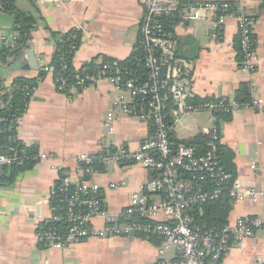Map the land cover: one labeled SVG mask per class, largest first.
Wrapping results in <instances>:
<instances>
[{
  "label": "crops",
  "instance_id": "obj_1",
  "mask_svg": "<svg viewBox=\"0 0 264 264\" xmlns=\"http://www.w3.org/2000/svg\"><path fill=\"white\" fill-rule=\"evenodd\" d=\"M184 2L186 0H174ZM197 3L225 0H190ZM16 7L36 20L29 48L18 57L0 62V97L12 89L17 78L34 79L50 63L53 44L49 32H81V43L74 52L72 66L81 68L92 60H127L138 40L145 16L144 0H15ZM237 11L251 17L255 40L253 71L238 64L237 22L234 16L223 24L213 17L177 23L171 31L176 39L175 55L188 66V87L192 101L234 99L243 85L253 89L264 102V0H234ZM13 30V18L0 9V34ZM36 57L33 70L27 53ZM120 94L104 80L94 81L71 94L59 93L52 73L38 83L24 114L16 123V139L36 150L32 168L19 173L12 183L0 186V264H157L161 241L128 237L90 239L61 252L38 241V230L45 227L51 212L49 193L65 173L74 184L81 181L76 158L112 148L135 151L149 138L150 127L120 111L114 103ZM128 100L127 95H123ZM112 112L113 133L108 136L104 121ZM212 122L207 112L187 114L174 128L172 141L188 142L208 137ZM219 144L233 156L236 177L247 187L264 191V109L236 111L218 120ZM46 156L44 159L40 156ZM252 167L254 169L252 170ZM2 171H0L1 175ZM151 172L134 164L99 167L92 177L104 208L118 216L129 205L131 195L140 191ZM114 187H111V186ZM260 203H231L227 223L240 217H262ZM101 228V222H94ZM264 254V235L257 231L241 250L228 251L222 264H248ZM176 257V250L166 258Z\"/></svg>",
  "mask_w": 264,
  "mask_h": 264
},
{
  "label": "built area",
  "instance_id": "obj_2",
  "mask_svg": "<svg viewBox=\"0 0 264 264\" xmlns=\"http://www.w3.org/2000/svg\"><path fill=\"white\" fill-rule=\"evenodd\" d=\"M233 4L234 0L205 3L144 0L146 12L133 50L140 52L141 58L137 63L143 66L144 77L132 76L115 60L105 63L96 59L79 69L73 68L79 74L75 77L76 86L70 87L68 94L86 88L85 80L91 84L104 80L120 94L114 107L119 108L122 114L148 124L151 133L135 151L119 147L78 156L76 162L81 181L73 184L65 173L60 175L49 193L46 203L51 215L45 227L38 230V241L54 250L69 252L90 239L128 237L133 233L161 241L157 264H222L228 251L243 249L246 241L253 238L257 231H262L264 235V191L247 187L236 180L227 190L231 203H260L263 216L240 217L219 229L193 226L190 208L218 201L231 177L219 166L217 158L219 116L246 109L263 110L264 102L254 96L249 86L247 102L240 103L234 99L192 101L187 82L188 66L176 57L175 36L160 21L172 15L182 22L213 17L216 24L221 25L226 18L234 16L242 58L240 67L251 72L254 70V20L242 13L231 14ZM17 37L14 30L1 33L0 47L13 48ZM76 49L72 48L74 52ZM90 63L92 67L84 68ZM65 68L63 65L62 69ZM44 71L51 73L47 65ZM57 82L58 92L66 94V83L62 79ZM25 90L30 100L35 89L25 87ZM123 95L128 96L127 101ZM194 112H207L212 122L207 150L203 154L195 147L178 144L171 139L182 118ZM113 118L110 112L103 124L108 136L113 133ZM45 157L40 156L42 159ZM21 162L15 154L2 153L0 145V171L20 166ZM122 164H134L156 175L146 180L139 192L131 195L129 205L121 214L114 216L104 208L103 197L92 183V177L99 167ZM96 220L101 222V228L94 226ZM63 224L65 228L61 227ZM171 249L176 250V257L168 259L166 253ZM248 264H264V254L255 256Z\"/></svg>",
  "mask_w": 264,
  "mask_h": 264
},
{
  "label": "trees",
  "instance_id": "obj_3",
  "mask_svg": "<svg viewBox=\"0 0 264 264\" xmlns=\"http://www.w3.org/2000/svg\"><path fill=\"white\" fill-rule=\"evenodd\" d=\"M188 1V0H186ZM0 9L2 12L9 14L13 18V30L17 33V39L13 48L0 47V62L7 61L8 58L14 59L18 57L23 51L29 48V42L31 40V32L36 26V20L29 13H24L16 7L15 0H0ZM231 14H237V8L235 4L232 5ZM251 18V17H250ZM254 19V18H253ZM162 25L167 31H171L173 26L177 23L175 15L163 17L160 19ZM50 39L55 48L52 54L50 63L47 65L51 69L55 85L58 86V80H63L66 83L64 93L68 94L70 87L76 86V73L72 66V58L74 55L73 47L78 48L81 43V32L77 29H72L66 33L49 32ZM254 38V37H253ZM236 47L238 52V64L240 65L242 58L239 51L238 40H236ZM141 58L140 52L135 51L131 56L124 61H118L119 65L126 68V70L132 73V76L144 77L145 71L143 66L137 63V60ZM105 63H110L113 60L103 59ZM65 65L66 68L62 69ZM93 64L90 63L84 68H90ZM46 72L44 69L40 70L38 76L34 79L17 78L12 83V89L0 97V145L1 152L7 155L15 154L20 159V166H13L11 168H5L0 175V186L8 185L13 182L14 178L24 171L29 170L34 165L36 157V150L31 149L23 145L16 139V123L18 119L24 114L26 110L29 97L27 96V90L36 89L38 83L45 77ZM91 82L85 80L84 85L89 86ZM237 102H247L249 100L248 86L243 85L237 96L234 98ZM198 102V101H194ZM229 118V115L219 116V119ZM208 137L198 136L188 142H179L178 144H184L186 146L195 147L196 150L203 154L206 150V142ZM174 142V141H173ZM176 143V142H175ZM217 158L219 166H221L231 177L223 187L224 192L221 198L216 202H210L204 205L190 208L189 212L193 217V226L199 229H219L227 224L228 214L231 211V201L228 197L227 190L230 188L232 182L235 180L236 172L233 163L234 156L225 147L218 144ZM98 170V168H97ZM156 174L151 173L152 177ZM55 227L48 225V227ZM65 228L66 225H62ZM144 238V237H142Z\"/></svg>",
  "mask_w": 264,
  "mask_h": 264
},
{
  "label": "water",
  "instance_id": "obj_4",
  "mask_svg": "<svg viewBox=\"0 0 264 264\" xmlns=\"http://www.w3.org/2000/svg\"><path fill=\"white\" fill-rule=\"evenodd\" d=\"M235 7L238 8V4H236ZM27 56H28V61L31 65L32 69L35 70L37 67H36V57H35L34 53L32 51H29L27 53ZM130 235L133 236L134 234L131 233Z\"/></svg>",
  "mask_w": 264,
  "mask_h": 264
}]
</instances>
